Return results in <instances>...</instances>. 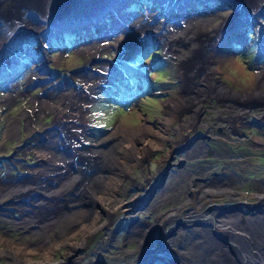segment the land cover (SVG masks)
<instances>
[{
	"label": "rangeland",
	"instance_id": "rangeland-1",
	"mask_svg": "<svg viewBox=\"0 0 264 264\" xmlns=\"http://www.w3.org/2000/svg\"><path fill=\"white\" fill-rule=\"evenodd\" d=\"M118 2L115 13L105 9L101 19L83 22L88 26L83 27L76 21L72 23L75 25H68L69 29L62 27L48 32L45 41L41 37L45 31L39 35L35 32L15 33L6 42L7 37L0 34V264H13L2 251L13 252L24 263L43 262L47 258L58 262L71 251L72 244L82 241L80 256L73 264H85L94 257L110 264L131 262L136 257L137 243L129 239L126 242L128 234L123 241L122 233L125 234V228L132 222L135 225H140L142 220L153 223L157 214L170 209H175L180 216L186 215L184 211L196 207V202L226 204L227 199L216 193L217 190L190 201L181 195L186 189L187 171H197L201 176L207 170H190L191 164L212 165L208 170L217 173L229 172L228 163L237 164L243 177L252 178L236 183L235 189L247 192L253 188L251 180H256L259 175L249 173L255 166L264 165L260 157L264 156V130L249 124L253 118L264 122L260 91H249V107L246 109L249 111L243 116L245 124L236 118L230 132L227 131L231 125L226 121V111L231 103L223 101L228 97L229 89L222 97L213 92L205 94L199 123L190 120L193 124L186 129L173 130L184 123L191 107L188 111L175 112L172 117L163 112L168 100L178 101V96L185 92L181 70L184 64L175 56L179 48L172 49L165 43L164 26L160 22H170L175 28L182 29V21L189 17L215 11L227 15L232 12L229 0L185 3L181 9L187 10L188 15L182 16L181 20L173 18L179 8L166 15L168 8L160 0ZM107 3V0H95L73 4L66 9L70 14L66 18L78 20ZM149 10L156 13V21L151 27L157 29L138 33L133 44L130 40L128 46L124 45L125 42L122 45L119 40L128 33L130 26L125 15L132 18ZM221 17L210 27L216 28L218 24L221 35L215 37L217 50L222 49L219 53L225 57L227 54L229 61L222 60L224 56L221 59L205 56L197 59L204 63L199 65L194 59L188 62V66L193 70L198 65L200 73L208 68L209 76L219 82L217 84L240 91L249 85L248 74L255 77L264 74V5L251 21H241L235 27L223 26ZM89 34L91 36L84 39ZM92 43L94 46L87 47ZM231 61L240 65L242 70H236ZM257 84L262 89L263 82ZM58 90L80 92L82 99L75 101L64 97L67 105L64 108L58 102L61 99L57 101L58 98L51 93ZM194 95L195 92L191 97ZM47 97L49 104L38 102ZM185 104L188 107L187 102ZM58 109L73 113L74 118L70 121L76 123V129L66 130L68 134L64 132L61 137L50 129L58 126L62 130L64 126L66 119ZM162 122L164 127L161 128ZM246 123L249 126L246 127ZM142 125L144 138L153 139L156 135V146L148 153L147 159L135 163L127 156L128 150L131 152L133 148V143L127 145V135ZM10 128L13 132L8 136ZM58 129L54 130L58 132ZM240 133L258 138L254 137L257 140L252 139L255 141L252 143L251 140L245 142L237 136ZM192 141L194 144L189 148L176 151L179 145ZM205 144L211 152L203 154ZM115 157H121L123 167L113 164ZM86 158L93 161L87 162ZM78 159L83 161L77 162ZM180 159L186 164L179 167ZM95 164L98 169L105 167L101 171L106 176L97 184L93 178L96 174L93 175L91 170L88 175L92 178L84 180L87 177L84 169L89 170ZM122 168L124 173H121ZM37 178L43 179L35 183ZM64 179L68 183L65 184ZM106 193L113 196L107 203L111 213L102 214L99 208L95 210L93 195L105 198ZM242 196L248 198L247 194ZM59 205L64 207L66 218L77 212L83 215L89 208L84 223L90 227L96 217L97 230L79 232L78 227L83 223H76L79 225L72 231L66 226L61 227L63 223L51 226L54 220L44 211L49 212L48 208ZM57 217L61 218L60 215ZM155 241L156 238H152L145 248H153Z\"/></svg>",
	"mask_w": 264,
	"mask_h": 264
},
{
	"label": "bare ground",
	"instance_id": "bare-ground-1",
	"mask_svg": "<svg viewBox=\"0 0 264 264\" xmlns=\"http://www.w3.org/2000/svg\"><path fill=\"white\" fill-rule=\"evenodd\" d=\"M93 1H95V0H0V34L7 37L4 40L6 42L11 37V35L12 34L15 35V33L20 34V33L35 32L36 34L39 35L43 31H45L41 35L42 41H43L45 35L48 32L56 31L57 29L62 28V27H66V29H69L70 26H68V25L73 26L75 24H72V23H75L76 21H78L76 24L80 23V25L83 26V25H85L83 22H91V21H96V19H101L102 16L104 15L103 11L105 9H110L112 11V13H115L117 10V6L119 5V2H118L119 0H107L108 3L105 6L95 9L91 13L84 15L83 17H81L78 20L69 21L66 18V16L70 15V14H68V12H66V9L71 7L73 4L91 3ZM160 1L164 5V7L168 8V11L165 12L166 15L172 13L174 10L179 8L174 13L173 18L176 17V18H180V20H181L182 16L188 15V14H186L187 10H182L181 8H184L187 3H191L194 0H160ZM201 1H204V0H201ZM229 2L232 5V12L230 14H227V15L221 14V13H218V11H215L213 13H204V12H206V10H204L203 11L204 15H202L200 17L194 16L192 18L189 17L186 20H183L182 24H184V26L182 27V29L180 28L181 31H179L180 29L175 28L170 22H168V23H164V21L160 22L162 24V26H164L162 28H163L164 34H165V38H164V39H166L165 43L168 44L172 49L179 48V50L176 49L177 54H175V56H176L177 60L182 61V63L184 64V66H181L182 67L181 70H182V83H183L184 92H185V94L183 96H178V101H177V99L174 102H170L168 100L164 104L163 112L167 116L172 117L175 112L178 113V112H182L183 110L188 111V108L190 110V107H191L190 115H188L187 119L184 120V123L181 122V124L177 128H173V130L176 132L179 131L180 129H186V128L190 127L193 123H196V124L199 123V120H198L199 115L203 109V105H202V101L204 98L203 96H205V94H208L210 92H213L214 94L222 97L227 89L230 90V92H228V97H226L225 99L223 98V101H227V102L231 103L230 108L226 111V113H227V120L226 121L229 122V124L231 125V126H229V128H234V123L236 122V118L240 120L241 124L243 123V116H245V114L248 113V111H249L246 109L249 107L248 94H249L250 90H253V91L257 90V91H260L262 93L261 97L263 98V100H261L260 102H261V105L263 108L262 112L264 113V74L261 73L257 77H255L251 74H248L247 75L248 76L247 83H249V85L245 86L244 88H241L240 91H238V90L234 91L228 87L217 84L219 82L215 81L211 76H209L210 72H209L208 68L203 73H200V69L197 68L198 65L196 66V69H193V70H190V68L188 66V62H191L194 59L196 60L195 62L198 63L199 65L201 63H204V62L197 60V59H201L202 57H205V56H208L211 59H221L224 56L222 58V60L224 59V60L229 61L227 54L225 57V55L219 53L222 49L219 51L217 50L215 37H218V35H221L219 27L217 26L218 24L215 25L216 28L210 27V25L212 24L213 21L215 22L216 19H218L224 15L225 17H221V19H223L221 22V23H223V26L235 27V25L236 24L238 25V23H240L241 21H244V20L251 21V17L255 16V13H259L262 6L264 5V0H229ZM177 5H179V7H177ZM120 6H121V4H120ZM108 12H110V11H108ZM164 17L167 19L169 18L168 16L167 17L164 16ZM125 19H126L125 21H127V22L130 20L129 21L130 26L128 27V30H127L128 33L126 35H124V37H122L119 40L120 43H122V45L125 42V44H124L125 46L129 45L130 40H131V43L133 44L134 41H132V40H134V39L137 40V38L139 37L138 33L151 32L153 29L154 30L157 29L156 27H154V28L151 27L153 25V23H155V21H156V13L153 10L146 11L145 13L136 14V16H133L132 18L125 15ZM67 26H68V28H67ZM160 36H159V38H160ZM157 37H158V35H157ZM99 38H101V37H99ZM162 41H164V40H162ZM176 43H179V44H176ZM220 43H221V41H220ZM92 46H94L93 43L88 45L87 47H92ZM91 50L92 49H89L88 51H91ZM80 51L81 52L85 51V49L80 50ZM231 62L232 63H230V64L234 68H236V70H240V71L242 70L239 67L240 65L238 66V64L235 61H231ZM185 65H187V67ZM220 66H222V65H220ZM206 67H207V65H206ZM215 67H217V66L215 65ZM261 82H263V87H262V89H259L257 83H261ZM193 92H195V95L191 97ZM51 93H53L52 95H54L58 98L57 101L61 99V101H58V102H59L60 106H62L64 108H67L66 101L63 100L64 97H65V99L69 98V99H74L75 101H79L80 98L82 99L80 92L75 93V92H71V91H67V90L66 91L65 90H60V91L58 90L57 93L56 92L54 93L52 91H51ZM49 97H47L46 99L40 98L38 100V102L44 103V104H49ZM185 102H187L188 107L186 106ZM222 105H223V103H222ZM42 109L45 112L47 111L46 108H42ZM58 110H59V113L62 116H64L66 119L64 126H63L62 130H59L58 126L52 127L50 129L52 131H54L55 133H57L58 137H61L64 132H66L68 134V132L66 130H68L70 132V130L72 128L76 129V126H75L76 123L74 121H70L71 118H74L73 113H68L66 110H62V109H58ZM29 120H31V118ZM160 125H161L160 126L161 128H162V126L164 127V122H162ZM142 127H143V125L140 127H137L138 129H133L132 132L129 135H127V140H128L127 145H131V143H133L132 144L133 148H132L131 152L128 150L127 156H128V158L131 157L132 158L131 160L132 161L134 160L135 163H139L145 158L147 159L148 153L152 152L154 147L156 146V143H155L156 135L153 136V139H146L147 137L144 138L145 133H143L141 131ZM54 129H56V130L58 129L59 131L56 132ZM11 132H13V131L10 128L8 136H11ZM57 135H56L55 143H57V141H58ZM64 137H63V139H61L62 142L64 140ZM183 138H185V137H183ZM127 145H126V147H127ZM67 152L71 154V151L68 150ZM86 160H87V162L93 161V159H87V158H86ZM120 160H121V157L120 158L115 157L113 160V164L114 165L119 164L120 167H123ZM79 165H81V164H79ZM103 167L104 166H102L98 169V164H95V166H93L89 170L84 169V173L87 176L84 178V180L89 177L88 173L90 172V170L92 172H94L93 175L96 174L95 177L93 176V178L96 180V184L99 181H101L102 179H105L106 176L102 173L103 170L101 171V169ZM100 172H101V174L99 175ZM124 172H125V170H124V168H122L121 173H124ZM91 178L92 177H89L87 180H90ZM63 182L65 184L68 183V182H66V179H64ZM110 184H112V181L110 182ZM106 194L107 195H105V198H102L100 196L97 197L96 194L93 195V203H95V205H94L95 210L97 208H99L100 209L99 213H102V214H104V212H106V214L111 213V210H109L110 207L108 208L107 203L109 201H112L113 196L109 195V193H106ZM263 196H264V192H258L257 197H263ZM50 201H51V199H50ZM45 203H47V202H45ZM62 203H63V201H62ZM44 208L45 207L43 206V209ZM63 208L59 205L55 208H52V207L48 208L49 212L44 211V213L46 214L47 217L53 218V220H54V223H52L51 226L55 225L56 223H57V225L63 223V225L61 227L66 226V227L70 228L67 230L72 231L73 229H76L78 227L79 224H76V223H83L78 227L79 232L83 231L84 229H86L88 231V233H92L93 231L97 230V226H95L96 224L94 223L96 217L90 223V227H88V225L84 223L86 220V217L88 216V213H90L89 208L84 211L85 214H83V215H80L79 212H77V213H72L67 218H66V214H65L66 211ZM169 213H175L176 214V210L170 209V210L166 211L165 213L157 215L156 216L157 217V223L161 222L163 217ZM56 215L57 216L60 215L61 218H58ZM85 215H86V217H85ZM177 215L180 216V214H177ZM200 216H202V215H200ZM219 216L220 217L218 219L212 220V221L210 220L211 222L210 223L208 222L207 225H204V223H203L202 226H200L198 223H196L195 220H192V221L189 220V222L186 224V227L183 228L187 232H190L191 230H195V231L199 232L198 235H196L192 239H189L188 242L186 243V245L188 246L187 248L190 250V252L194 253V256L192 258L190 257L191 259L188 258L189 259L188 261L190 262V264H264V226L260 225L261 223H256V224H253V225L246 227V229L252 231L253 236H251V238L248 241H246L247 239L244 240L243 243L241 241V244H239L237 254L234 257V255L228 249L229 248V244L227 242L228 239H226V237H225V235L228 234V231L225 232L223 227H222V225L228 223L227 221H229L230 219L227 218L228 216L227 217H223L224 215L223 216L219 215ZM243 217H244V215H243ZM180 218H182V219H179V221L183 222V220H184L183 218H185V216L184 217L181 216ZM191 219H192V217H191ZM246 219H247V217H246ZM102 224H104V223H102ZM209 224L212 226H210ZM47 226H48L47 228L50 229L49 225H47ZM178 227H179V224H176L174 226L173 230H177ZM181 227H183V226H181ZM189 228H191L190 231H189ZM210 229H214V230L219 231L222 234V238L214 237L212 232L210 231ZM168 230L169 229H167V231ZM235 230H237V229H235ZM167 231L161 230L160 233L165 234ZM146 232L147 231L145 230V228H142L140 225H135V223L132 222L131 226H130V230L129 229L126 230V234H128L126 242L128 241V239H129V241H134L135 243H137V247H138L140 245V243L142 242V239L145 237ZM195 233H197V232H195ZM220 233H219V236L221 237ZM228 236H230V235H228ZM200 238H203L204 241L199 242ZM238 238H240V237H238ZM238 238H237V240H238ZM190 241H192L194 243L195 242H198V243L193 244V246H191V248H190L189 247ZM143 242H144V240H143ZM83 243L84 242L82 241L80 243L72 244L71 248H70L71 251L66 254L64 259H62L58 262H51L50 259L47 258L43 262L30 261L28 263H24L21 260H19L18 258H16L15 255L13 254V252L11 253L10 251H2V254H4L6 257H10L13 264H73V262H76L80 256L79 251L83 247ZM245 246L250 247L251 251L255 250V253H247L245 255L244 254V247ZM139 247L137 248V252L139 251ZM137 252H134V253H137ZM184 252L188 253V250H184ZM194 257H196V258L194 259Z\"/></svg>",
	"mask_w": 264,
	"mask_h": 264
},
{
	"label": "flooded vegetation",
	"instance_id": "flooded-vegetation-1",
	"mask_svg": "<svg viewBox=\"0 0 264 264\" xmlns=\"http://www.w3.org/2000/svg\"><path fill=\"white\" fill-rule=\"evenodd\" d=\"M262 118L264 119V117H262ZM244 124H245V122L242 123V125H244ZM249 124L251 126L256 125L258 128H260V130H264V122H260L258 119L253 118ZM249 124L246 123V127L249 126ZM228 129L229 130H227V131L230 132V130H233L234 128H228ZM218 131L221 132L220 130H218ZM225 135L227 137V134H225ZM237 136L240 137V140L245 141V142L248 140H251V143H252L254 140H257L254 138L257 136H252V138H250V136L246 135L245 133H240L239 135L237 134ZM199 138H203V136H199ZM252 139H254V140H252ZM192 144H194V141L190 142L187 145L181 144L177 147L176 151L178 152L180 150H183L184 148L187 149ZM204 146H206V144ZM209 148L210 147L206 146L205 149L201 153L204 154L205 152H211ZM208 149H209V151H208ZM255 157H258V156H255ZM260 157H262V160L264 161V156H260ZM238 160H240V159H238ZM238 160H236V161H238ZM180 161H181V163H180L179 167L185 163V161L183 162L182 159H180ZM261 163H262V161H261ZM189 164H191V163H189ZM228 164H229V172L226 170V172H220V173L215 172V170L209 171L208 169L210 167H212V165L210 167H205L203 164H191L190 170H197L196 168H198L199 170H203L204 168H207V170L205 171L204 174H201V176L198 175L199 173L197 171H193V172L187 171V173H186L187 183H185L186 189L181 193V195L182 194L185 195V198L187 201H190L194 197L197 198L203 194H206L208 191L209 192H215V190H217L218 192H216V193L221 194L224 198L227 199L226 204L212 203L209 205L205 204L206 205L205 206L204 203H202V202H196L195 203L196 207L194 206L195 208L190 207L188 210L184 211V213H187V215H182V217L185 216V218H183L184 219L183 222L179 221V219H182V218H180L181 216H179L175 213H169V214L165 215L163 217L162 221L158 222V223H157V217L154 218L153 223H151L149 221L144 222L143 220L140 221L139 222L140 226L142 228H145V230L147 232H146L145 237L142 239V242H143V240H144V242L143 243L141 242L142 244L140 243V245H139L140 247L138 246L139 251L136 253V257L138 255V253L141 252V250L143 248H145V245L151 242L152 238H156L154 248L156 247L159 240H163V242L165 243L164 249L166 251V252L165 251H163V252L159 251L157 256H159L161 258L163 256V253H164L165 257H168V258L170 257L171 259L175 258L176 259L175 262L177 264H190V262L188 260L194 256V253L190 252V250L187 248L188 246L186 245V243L188 242L189 239H192L196 235H198L199 232L195 231V230H191V228H189V231L190 230L191 231L187 232L183 228L186 227V224L189 222V220L190 221L195 220L196 223H198L200 226H202L203 223H204V225H207L208 222L210 223L212 220L218 219L220 217L219 215H221V216L224 215L223 217L228 216L227 218L230 219L229 221H227L228 223L222 225V227H223L225 232L228 231V234L225 235L226 239H228L227 240V242L229 244L228 249L234 255V257L236 256L238 248H239V244H241V241H242V243L246 239H247L246 241H248L251 238V236H253L252 231L246 229V227L253 225V224H256V223H263L264 224V196L263 197H257L258 192H264V165L255 166V168H253V170L249 173V175H256V174H259V175H257L258 178L256 180H254V181L251 180L252 181L251 183L254 182V185L252 186L253 187L252 190L250 192H247V191H243V190H236L235 188L238 186L237 184L242 183L241 182L242 180L243 181L248 180V179L252 178V176H249V177L244 176L243 177V174H242L243 171H240V169L238 168L239 166L237 164H235V165L233 163H228ZM263 164H264V162H263ZM188 165H186V166L188 167ZM182 169H184V168H182ZM223 169L224 168H222V170ZM40 179H43V178H37V182H35V183L41 182ZM164 182H165V179L161 183V185H163ZM224 185H227V186H224ZM212 188H214V189H212ZM246 194L248 195V198L242 196V195H246ZM5 211H7V210H5ZM162 213H165V212H162ZM162 213H160V214H162ZM160 214H157V215H160ZM200 215H202L203 217ZM243 215H244V217H243ZM191 217H192V219H191ZM246 217H247V219H246ZM145 218H148V217L145 216ZM138 221H136V222H138ZM176 224H179V227L177 230H173L174 226ZM130 226L131 225H129L127 228H125V230L130 228ZM181 226H183V227H181ZM210 226H212V225H210ZM122 229H124V227ZM167 229H169V230L167 231ZM235 229H237V230H235ZM161 230H164L167 232L165 234H163V233L161 234L160 233ZM210 231L212 232V234L216 233L217 235H219V233H220L219 231L214 230V229H210ZM195 232H197V233H195ZM122 235H124L122 238V240L124 241V239L126 237V232H125V234L123 232ZM214 235L215 234H213V236ZM228 235H230V236H228ZM214 237H216V236H214ZM221 237H222V234H221ZM238 237H240L242 240ZM237 238H238V240H237ZM203 241H204V239L200 238L199 242H203ZM197 243L198 242L194 243V242L190 241L189 247L191 248V246H193V244H197ZM184 250H188V253H185ZM130 251H132V250H130ZM252 251H251L250 247H248V246L244 247V254L245 255L247 253H255V250H252ZM131 254H133V253L131 252ZM136 257L131 262L121 263V264H131L136 259ZM195 258L196 257H194V259ZM95 262H97L96 264H110L107 261L99 259L98 257H96V258L94 257V259L92 261L85 263V264H93Z\"/></svg>",
	"mask_w": 264,
	"mask_h": 264
},
{
	"label": "water",
	"instance_id": "water-1",
	"mask_svg": "<svg viewBox=\"0 0 264 264\" xmlns=\"http://www.w3.org/2000/svg\"><path fill=\"white\" fill-rule=\"evenodd\" d=\"M95 25V24H93ZM84 26H88V25H84ZM83 26V27H84ZM118 27H116V29H118ZM91 36V34L86 35L84 37V39H88ZM76 157H80L79 155ZM82 160V159H80ZM79 159L77 160V162H82ZM46 186L48 187L49 185L46 184ZM214 236H216L217 238H222L219 235H217L216 233ZM164 242L163 240H159L156 247L154 248H143L141 250V252L138 253L136 259L131 263V264H177L175 262L176 259H171L170 257H165L164 253L163 256L160 258L159 256H157L159 251H165L164 249ZM97 262H95L94 264H96Z\"/></svg>",
	"mask_w": 264,
	"mask_h": 264
}]
</instances>
